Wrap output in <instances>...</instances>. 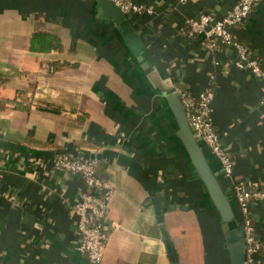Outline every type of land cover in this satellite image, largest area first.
Here are the masks:
<instances>
[{
    "label": "crops",
    "instance_id": "crops-1",
    "mask_svg": "<svg viewBox=\"0 0 264 264\" xmlns=\"http://www.w3.org/2000/svg\"><path fill=\"white\" fill-rule=\"evenodd\" d=\"M139 1L153 13L125 15L142 60L95 0H0V264H85L71 215L84 183L49 163L56 152L98 159L99 175L115 186L98 264H231L168 90L214 91L211 115L235 175L264 189V85L235 65L233 47L205 50L185 27L191 16H225L238 0ZM37 32L59 37L62 50H32ZM232 32L264 65V0ZM200 146L219 172L234 229V179ZM252 218L264 241V199Z\"/></svg>",
    "mask_w": 264,
    "mask_h": 264
},
{
    "label": "built area",
    "instance_id": "built-area-1",
    "mask_svg": "<svg viewBox=\"0 0 264 264\" xmlns=\"http://www.w3.org/2000/svg\"><path fill=\"white\" fill-rule=\"evenodd\" d=\"M125 14H152L153 9L139 0H112ZM262 0H238L223 17L203 13L199 17H188L185 27L190 36L203 38L205 50L216 51L220 46L233 47L235 65L250 71L264 85V65L253 55L244 43L236 39L234 26L242 24ZM195 134L201 138L210 151L219 159L223 172L234 179V192L238 202L237 219L243 226L245 246L244 264H264V241L259 236L252 218L253 207L264 199V189L250 187L240 176L235 175V162L231 153L223 146L221 136L213 119L214 91L209 87L193 95L185 89L174 88ZM264 104V97L262 99ZM56 169H62L82 178L84 188L71 206V215L77 232V249L86 257L85 264H98L103 260L111 228L108 224L111 201L116 194L113 183L99 175V160L82 158L69 152H56L49 158Z\"/></svg>",
    "mask_w": 264,
    "mask_h": 264
},
{
    "label": "water",
    "instance_id": "water-1",
    "mask_svg": "<svg viewBox=\"0 0 264 264\" xmlns=\"http://www.w3.org/2000/svg\"><path fill=\"white\" fill-rule=\"evenodd\" d=\"M95 1L98 10L101 13V18L107 19L112 17L118 21L119 24L117 27L121 31L124 41L138 57V59L142 60L140 53L143 48V42L138 37L131 22L126 17L121 7L112 0ZM147 73L150 77H152L156 73L154 67L148 68ZM169 86H171L170 82ZM163 87L167 89V86L165 87L164 85ZM168 91V98L179 123L178 135L185 144L189 156L223 220L222 228L224 230L226 242L230 251L231 264H244L245 246L243 226L239 224L236 228H231V222L235 220L236 215L225 191L220 184L218 178L219 172L213 171L204 152L202 151L200 146L201 138L195 134L193 128L191 127L179 95L172 89Z\"/></svg>",
    "mask_w": 264,
    "mask_h": 264
},
{
    "label": "trees",
    "instance_id": "trees-1",
    "mask_svg": "<svg viewBox=\"0 0 264 264\" xmlns=\"http://www.w3.org/2000/svg\"><path fill=\"white\" fill-rule=\"evenodd\" d=\"M31 48L34 51H50V50H62L63 45L61 39L56 35L46 32H37L32 37ZM57 68H61L64 63L56 64ZM178 86V85H177ZM179 88L185 89L181 86Z\"/></svg>",
    "mask_w": 264,
    "mask_h": 264
}]
</instances>
